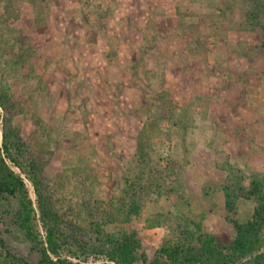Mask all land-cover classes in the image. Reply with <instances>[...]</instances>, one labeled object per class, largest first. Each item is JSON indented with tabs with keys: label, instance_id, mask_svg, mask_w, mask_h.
I'll return each instance as SVG.
<instances>
[{
	"label": "rangeland",
	"instance_id": "374dc122",
	"mask_svg": "<svg viewBox=\"0 0 264 264\" xmlns=\"http://www.w3.org/2000/svg\"><path fill=\"white\" fill-rule=\"evenodd\" d=\"M34 1H16L20 18L10 23L22 35L11 38L0 59L15 65L7 75L16 103L11 123L41 167L40 190L64 227L86 231L106 208L97 210L99 201L122 195L124 177L135 172L140 131L158 120L141 214L109 229L136 230L149 257L176 236L183 216L229 242L234 229L220 190L226 172L217 164L229 159L264 172V31L238 29L252 1ZM162 93L180 108L202 97L192 129L162 119ZM26 181L37 205L35 186ZM241 207L252 210L250 203ZM158 213L168 216L167 225L149 228L146 220ZM0 226L14 252L39 260L9 215Z\"/></svg>",
	"mask_w": 264,
	"mask_h": 264
},
{
	"label": "trees",
	"instance_id": "16d2710c",
	"mask_svg": "<svg viewBox=\"0 0 264 264\" xmlns=\"http://www.w3.org/2000/svg\"><path fill=\"white\" fill-rule=\"evenodd\" d=\"M16 1L0 0V57L11 49V38L22 35V31L10 23L20 18ZM251 1L252 8L245 13L238 29L264 31V0ZM40 2L44 3V0L34 1ZM35 7L37 9L38 5ZM40 21L38 15L37 24ZM260 54L264 56V51ZM8 63L12 64V61L2 64L0 59V69L4 70L0 72V224L3 216L9 215L11 225L23 232L31 249L40 258L34 262L14 252L0 226V264H264V172L250 173L233 165L229 159L217 164L226 172L220 190L225 218L234 229L229 242H221L206 232L203 222L183 216L177 222L176 236L165 238L149 257L136 230L109 229L110 223L126 225L141 214L144 179L151 171L149 143L153 135L161 131L158 120H150L140 131L133 160L135 172L124 177L122 195L102 199L96 206L98 210L106 205L101 213L102 219H92L86 231L76 226L66 229L64 219L40 190L41 167L31 159L26 150L27 143L11 123L9 115L15 110L16 103L7 75L15 65L9 67ZM157 99L162 119H168L179 129L189 130L195 126L193 108L203 106L202 97L196 96L183 108L178 107L168 93L158 94ZM23 174L35 186L37 205ZM150 181L159 182L153 175H150ZM157 188L161 195V185L158 184ZM173 191L178 192L179 188L175 187ZM13 200L17 204L10 213ZM244 202L252 205L251 211L241 210ZM167 220L166 214L158 213L148 218L146 225L149 228L167 225ZM89 255L94 256L93 261H88Z\"/></svg>",
	"mask_w": 264,
	"mask_h": 264
}]
</instances>
